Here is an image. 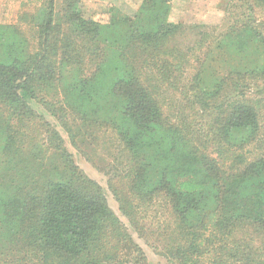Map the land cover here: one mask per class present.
<instances>
[{"label": "trees", "instance_id": "trees-1", "mask_svg": "<svg viewBox=\"0 0 264 264\" xmlns=\"http://www.w3.org/2000/svg\"><path fill=\"white\" fill-rule=\"evenodd\" d=\"M81 1L42 0L39 18H20L29 35L0 25V264H146L35 110L55 91L51 116L73 146L116 135L127 184L107 186L129 226L159 204L170 214L167 264H264V0H229L247 15L214 42L221 73L212 34L170 22L172 0L111 8L106 23Z\"/></svg>", "mask_w": 264, "mask_h": 264}, {"label": "rangeland", "instance_id": "rangeland-1", "mask_svg": "<svg viewBox=\"0 0 264 264\" xmlns=\"http://www.w3.org/2000/svg\"><path fill=\"white\" fill-rule=\"evenodd\" d=\"M142 0H82L80 8L85 17L92 18L96 21L106 23L110 18V9L116 8L124 15L132 16L141 5ZM240 2L229 0H172L171 12L169 21L172 23H182L185 25H203L205 29L212 34L213 43L210 49L213 56L211 61V68L214 71L220 72L224 65L220 62L218 50L214 42L220 41L223 35L228 32L229 28L235 23V19L242 18L247 15L244 8H240ZM42 8V0H0V25L12 26L22 31L23 34L29 35L26 31L27 23H20V18L27 16L28 23L32 18L40 17V9ZM207 45V44H206ZM30 48V47H29ZM31 45L30 51L33 50ZM206 50L207 46L204 47ZM222 68V69H221ZM169 98L165 106L167 116L172 119L178 117V107L183 104V100L178 93ZM43 104H35V110L41 115L49 124H55L56 130L64 139L66 149L73 155L76 165L90 178L98 182L105 190L107 202L109 207L120 218L121 222L127 227L134 242L140 247L145 258L146 264H167L163 255L164 248L172 243L171 235L169 234V227L171 226V218L168 211L162 206H153L148 209L144 215V219L140 221V229L135 230L129 226L126 218L119 213V206L114 199L111 189L108 188L109 180L112 186H117L125 189L126 180L122 176L116 177L114 174L115 168L121 162L122 147L116 135L108 130L102 136L98 144L94 147L89 145H81V136L76 137L73 146L67 138L60 125L57 124L53 114L54 107L57 109L58 104L62 101L59 92L43 93L39 95ZM181 102V103H179ZM75 133V130L72 129ZM83 132V131H82ZM43 137V135H41ZM82 137H87L83 136ZM82 148V149H79ZM118 175L123 174L122 170L116 169ZM108 173L107 175H104ZM168 228V229H167Z\"/></svg>", "mask_w": 264, "mask_h": 264}]
</instances>
